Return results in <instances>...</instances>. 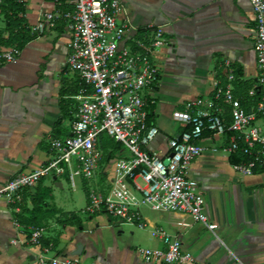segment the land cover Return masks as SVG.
Returning a JSON list of instances; mask_svg holds the SVG:
<instances>
[{"label":"crops","instance_id":"obj_1","mask_svg":"<svg viewBox=\"0 0 264 264\" xmlns=\"http://www.w3.org/2000/svg\"><path fill=\"white\" fill-rule=\"evenodd\" d=\"M119 1L123 10L117 19L129 25L126 44L148 40L156 27L162 28L168 41L153 54L158 80L143 91L149 121L158 128L146 147L165 158L168 140L184 129L172 119V111L182 109L189 99L210 96L212 81L225 79L223 60L231 62L235 80L244 88L258 87L252 9L247 0ZM24 2L31 27L39 11L72 6L70 0H65L66 7L55 0ZM68 40L69 32L60 23L27 43L15 61H0V187L12 175L42 164L48 157L49 140L69 130L75 105L69 96L76 93L78 82L65 65ZM219 104L229 119V106ZM253 123L264 130V117ZM226 143L225 136L205 134L200 141L204 149L188 169L203 196L207 220L217 223L214 231L187 214L147 207L141 208L144 228L105 213L86 215L81 212L85 205L76 207V183L66 191L61 178L46 177L40 185L48 188L45 201L54 210L41 218L40 246L27 242L34 227L28 213L20 206L14 212L0 196V264H37L41 246L49 247L47 256H76L85 263L165 264L147 263L138 252L140 247L164 248L162 238L152 235L155 228L178 238L181 249L194 256V264H264V169L239 174ZM99 179L108 185L106 177ZM26 207H32L28 197ZM17 213L28 221L26 225L17 220ZM13 239L18 242L12 243ZM77 245L81 254L71 255Z\"/></svg>","mask_w":264,"mask_h":264},{"label":"built area","instance_id":"obj_2","mask_svg":"<svg viewBox=\"0 0 264 264\" xmlns=\"http://www.w3.org/2000/svg\"><path fill=\"white\" fill-rule=\"evenodd\" d=\"M247 1L254 18L259 100L249 111L243 107L233 93L235 69L229 60H223L224 82L215 78L210 96L189 99L182 109L172 111V119L184 129L168 140L165 158L146 147L158 128L148 121L149 109L143 95L159 77L153 54L168 43L162 28L156 27L146 41L126 44L129 25L117 19L123 10L119 0H70L71 8L39 11L32 27L38 35L60 23L69 32L65 65L77 78L76 93L69 96L75 105L68 134L53 137L46 160L29 172L12 175L0 187V196L18 212L23 191L35 188L43 178H64L72 187L80 179L87 188L86 204L81 210L86 215L105 213L121 223L144 228L141 208L147 207L187 214L214 231L217 223L207 220L197 181L188 175L191 162L204 149L200 144L203 136L210 133L226 137L225 149L243 156L234 164L239 174L247 176L264 169V130L253 123L264 117V0ZM20 52L16 47L1 48L0 61L13 62ZM248 94L253 96L255 90ZM220 102L229 106L228 121ZM102 134L123 146V151L107 162L100 148ZM111 162L114 165L109 177L106 165ZM100 175L106 177L108 185L103 184ZM14 224L19 226L16 220ZM43 231L42 226L32 227L27 242L40 246ZM152 235L162 238L164 248H138L145 262L195 263L194 256L181 249L178 238L161 228H155ZM49 250L41 246L37 264H96L76 256L50 257Z\"/></svg>","mask_w":264,"mask_h":264},{"label":"trees","instance_id":"obj_3","mask_svg":"<svg viewBox=\"0 0 264 264\" xmlns=\"http://www.w3.org/2000/svg\"><path fill=\"white\" fill-rule=\"evenodd\" d=\"M57 5L60 7H66L65 0H55ZM67 8H69L67 6ZM64 8V9H67ZM26 5L24 0H0V49L7 47H16L22 50L27 43L32 41L38 36V33L32 30V27L29 25L26 17ZM237 77V72L235 70V78ZM224 82V79L222 80ZM233 93L237 98L241 99V104L243 107L249 111L250 106L254 105L260 98V90L258 87H255V94L249 98L248 88L244 86L241 82L233 81ZM237 91V92H236ZM251 101V102H250ZM226 107V111L227 112ZM227 113H225L226 115ZM229 119L226 117V121ZM149 121V117H148ZM150 122V121H149ZM68 132H65L67 135ZM103 135V134H102ZM100 148L104 154V162L109 161L110 158L119 155L123 151V146L115 142L113 139L109 138L104 141L100 136ZM232 163H236L243 159V156L240 153H231ZM39 184L33 188L25 189V194L21 198L19 206L21 211L27 212L31 219L29 223L35 226H41V218L45 217L47 212L54 210L53 208L48 207L45 199L48 197V188L42 187ZM84 192L87 197V188L85 182H83ZM30 198L31 209L28 210L26 207V198ZM41 212V213H40ZM21 213H17V220L23 224H27V220L21 217Z\"/></svg>","mask_w":264,"mask_h":264},{"label":"rangeland","instance_id":"obj_4","mask_svg":"<svg viewBox=\"0 0 264 264\" xmlns=\"http://www.w3.org/2000/svg\"><path fill=\"white\" fill-rule=\"evenodd\" d=\"M101 137H102V139H104V141L106 139H108V136H106L105 134L101 135ZM113 165H114V162H111L110 164L106 165V169H107V173H108L109 177L112 175ZM61 180H62V182L64 184L65 190L68 191L69 183L64 178H61ZM81 182L82 181L80 179H76V194L75 195H76L77 203H78V205L76 206L77 209H79L80 207L85 205L84 201H85L86 195H85V192H84V186L81 184ZM144 208H146V207H144Z\"/></svg>","mask_w":264,"mask_h":264},{"label":"water","instance_id":"obj_5","mask_svg":"<svg viewBox=\"0 0 264 264\" xmlns=\"http://www.w3.org/2000/svg\"><path fill=\"white\" fill-rule=\"evenodd\" d=\"M81 245H77L76 250L71 253V255L81 254Z\"/></svg>","mask_w":264,"mask_h":264}]
</instances>
